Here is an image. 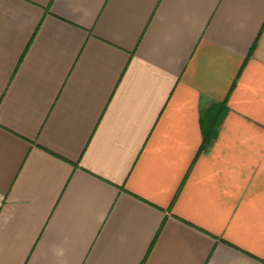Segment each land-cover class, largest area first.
<instances>
[{"label": "crops", "instance_id": "crops-1", "mask_svg": "<svg viewBox=\"0 0 264 264\" xmlns=\"http://www.w3.org/2000/svg\"><path fill=\"white\" fill-rule=\"evenodd\" d=\"M0 264H264V0H0Z\"/></svg>", "mask_w": 264, "mask_h": 264}, {"label": "trees", "instance_id": "trees-1", "mask_svg": "<svg viewBox=\"0 0 264 264\" xmlns=\"http://www.w3.org/2000/svg\"><path fill=\"white\" fill-rule=\"evenodd\" d=\"M213 138V135H209L207 136V133H205V137H204V146H206Z\"/></svg>", "mask_w": 264, "mask_h": 264}]
</instances>
